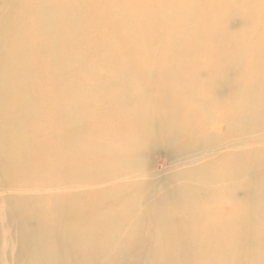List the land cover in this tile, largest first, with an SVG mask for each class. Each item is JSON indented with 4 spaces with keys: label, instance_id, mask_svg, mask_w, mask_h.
I'll use <instances>...</instances> for the list:
<instances>
[{
    "label": "bare ground",
    "instance_id": "bare-ground-1",
    "mask_svg": "<svg viewBox=\"0 0 264 264\" xmlns=\"http://www.w3.org/2000/svg\"><path fill=\"white\" fill-rule=\"evenodd\" d=\"M0 264H264V0H0Z\"/></svg>",
    "mask_w": 264,
    "mask_h": 264
},
{
    "label": "rangeland",
    "instance_id": "rangeland-1",
    "mask_svg": "<svg viewBox=\"0 0 264 264\" xmlns=\"http://www.w3.org/2000/svg\"><path fill=\"white\" fill-rule=\"evenodd\" d=\"M159 164H161V165H162V167H163V165H164V164H163V162H161V163H159Z\"/></svg>",
    "mask_w": 264,
    "mask_h": 264
}]
</instances>
